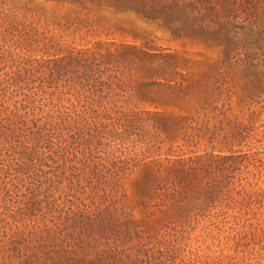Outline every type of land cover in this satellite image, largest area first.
<instances>
[{
  "label": "rangeland",
  "instance_id": "rangeland-1",
  "mask_svg": "<svg viewBox=\"0 0 264 264\" xmlns=\"http://www.w3.org/2000/svg\"><path fill=\"white\" fill-rule=\"evenodd\" d=\"M0 264H264V0H0Z\"/></svg>",
  "mask_w": 264,
  "mask_h": 264
}]
</instances>
